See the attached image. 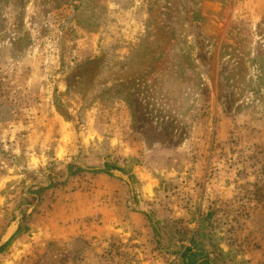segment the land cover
<instances>
[{"label":"rangeland","instance_id":"obj_1","mask_svg":"<svg viewBox=\"0 0 264 264\" xmlns=\"http://www.w3.org/2000/svg\"><path fill=\"white\" fill-rule=\"evenodd\" d=\"M190 237L264 264V0H0V264Z\"/></svg>","mask_w":264,"mask_h":264},{"label":"trees","instance_id":"obj_2","mask_svg":"<svg viewBox=\"0 0 264 264\" xmlns=\"http://www.w3.org/2000/svg\"><path fill=\"white\" fill-rule=\"evenodd\" d=\"M208 214H210V212ZM189 241L191 242L190 245H180L178 250V257L180 261L173 264H216L208 257L207 254L198 249V243H196L192 237H190Z\"/></svg>","mask_w":264,"mask_h":264}]
</instances>
